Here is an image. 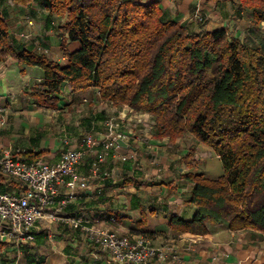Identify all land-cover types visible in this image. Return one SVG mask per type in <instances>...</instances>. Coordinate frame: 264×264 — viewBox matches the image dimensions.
<instances>
[{"label": "trees", "instance_id": "obj_1", "mask_svg": "<svg viewBox=\"0 0 264 264\" xmlns=\"http://www.w3.org/2000/svg\"><path fill=\"white\" fill-rule=\"evenodd\" d=\"M15 2L37 3L62 21L57 31L66 65L13 36L7 13L0 10V63L12 60L44 72L43 82L28 92L36 105L57 110L64 84L72 94L97 89L103 102L149 115L155 140L174 144L190 138L209 147L220 158L223 175H186L197 212L190 222L173 218V231L205 236L210 224L264 238V42L231 36L220 26L208 29L204 19L195 26L176 22L157 3ZM231 7L251 33L262 32L264 0H232ZM70 43L79 48L71 51ZM43 153L13 157L32 163ZM26 189L0 170V193ZM20 249L27 264H42L35 248Z\"/></svg>", "mask_w": 264, "mask_h": 264}, {"label": "crops", "instance_id": "obj_2", "mask_svg": "<svg viewBox=\"0 0 264 264\" xmlns=\"http://www.w3.org/2000/svg\"><path fill=\"white\" fill-rule=\"evenodd\" d=\"M128 1L157 3L168 19L185 25L195 26L197 16L210 22L208 29L223 21L225 26H231L230 31L235 28L232 35L236 37L243 35L246 24L234 16L232 0ZM0 10L7 13L9 32L19 41L35 43L47 58L67 64L58 39L60 18L50 16L37 3L24 6L15 0H0ZM78 48L77 43L69 44L71 51ZM43 80L44 72L38 67L20 66L12 60L0 63V106L5 108L8 120L5 128L0 127V159L8 153L23 157L26 153L37 155L44 151L38 160L56 163L65 150L82 148L88 135L101 138L112 115L122 120L120 130H129L131 110L103 102L97 89L72 94L64 84L57 110L36 105L28 92ZM101 116L103 121L98 119ZM132 131L143 138L128 143L129 149L113 152L102 164V172L108 177L92 178L88 191L60 188L57 207L61 200L72 198L60 216L73 219L84 215L96 226L114 229L123 236L151 235L154 245L173 244L180 256L178 263L150 264H263L264 238L258 234L234 233L210 224L205 236L176 233L172 229L173 218L190 222L197 212V207L190 203L193 185L185 179L186 175L203 174L209 178L223 175L221 160L214 151L203 144H194L190 138L174 144L166 139L155 140L148 128L137 123ZM41 133L44 137L36 141ZM65 140L70 142L69 146ZM123 156L127 157L126 162L121 160ZM94 158L95 155L87 156L77 172L89 175ZM52 211L54 208L48 213ZM32 234L35 240L29 245L35 248L33 253L42 264H114L108 254L86 242L84 234L67 222L47 219ZM0 264H27V261L20 248L0 241Z\"/></svg>", "mask_w": 264, "mask_h": 264}, {"label": "built area", "instance_id": "obj_3", "mask_svg": "<svg viewBox=\"0 0 264 264\" xmlns=\"http://www.w3.org/2000/svg\"><path fill=\"white\" fill-rule=\"evenodd\" d=\"M196 19L202 21L199 16ZM38 50L42 51L41 47L38 46ZM131 113L135 114V118L131 116L130 124L135 122L140 125L141 121L144 123L141 120L143 117L138 116L142 114L132 110ZM145 116L149 117L147 114ZM121 121L119 117H110L106 121V129L101 138L87 136L82 148L65 150L60 160L53 164L43 160L32 163L15 160L11 153L0 159L1 173L21 180L28 187L21 190L20 194L0 193V241L18 249L23 244H33L35 238L32 231L40 222L50 219L69 223L73 229L84 234L86 242L108 254L114 264L180 262V256L173 244L156 246L146 235L123 236L114 229L96 226L84 215L73 219L60 216L72 199L67 197L56 206L62 186L88 191L92 178L105 179L109 176L102 172V164L112 157L113 152L121 150L116 144L118 140L125 143L141 141L129 126L127 131L120 130ZM7 123L5 108L0 106V127L5 128ZM65 145L69 146L70 142L65 140ZM90 155H95L90 174L80 175L77 168ZM121 160L126 162L128 159L123 156ZM53 208L54 211L48 213V210Z\"/></svg>", "mask_w": 264, "mask_h": 264}, {"label": "rangeland", "instance_id": "obj_4", "mask_svg": "<svg viewBox=\"0 0 264 264\" xmlns=\"http://www.w3.org/2000/svg\"><path fill=\"white\" fill-rule=\"evenodd\" d=\"M231 7V6H230ZM232 8V7H231ZM232 11H233V9H231ZM233 14H234V11H233ZM235 16V15H234ZM198 17V16H197ZM197 17H195V22H196V24H198V22H200L198 19H196ZM202 19H204L203 17H202ZM205 20V19H204ZM205 21H207V20H205ZM237 23H238V21H237ZM215 24V26H220V27H223V28H226L227 30H229L230 28H231V26H230V28H229V26H225V23L223 22V21H218V22H216V23H214ZM208 25H210V22H208L207 21V25H206V27L208 26ZM229 28V29H228ZM234 30L233 31H228L229 32V34L231 35V36H233V35H235L234 33L236 32L235 31V28H233ZM243 35H241V36H239V37H241V38H245V37H248V38H250V39H254V40H256L258 43H260V42H264V28H263V30H262V32L260 33V34H253V33H251V31H250V26H249V24H245L244 26H243ZM233 34V35H232ZM236 37V36H235ZM135 114H132V113H130V116H132L133 118H135V116H134ZM115 115H112L111 117H114ZM139 116V115H138ZM140 117V116H139ZM135 120V119H134ZM141 120H143V122L144 123H142V121H141V123H140V125L143 127H146V128H148V130H149V134L151 133L152 134V132H151V130H150V119H149V117L148 116H145V117H143ZM129 124V128H131V130H133L134 129V125H135V122H132L131 123V125H130V121L128 122ZM134 132V131H133ZM138 137H141V135H137ZM141 138H143V137H141Z\"/></svg>", "mask_w": 264, "mask_h": 264}, {"label": "water", "instance_id": "obj_5", "mask_svg": "<svg viewBox=\"0 0 264 264\" xmlns=\"http://www.w3.org/2000/svg\"><path fill=\"white\" fill-rule=\"evenodd\" d=\"M116 144L121 148V149H129L131 148L130 145L128 143H125L124 141L122 140H118L116 142Z\"/></svg>", "mask_w": 264, "mask_h": 264}]
</instances>
